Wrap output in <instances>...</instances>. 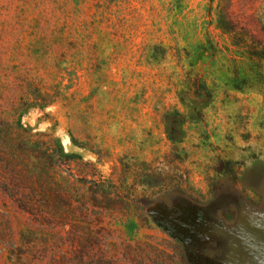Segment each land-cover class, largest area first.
<instances>
[{
	"label": "rangeland",
	"instance_id": "1",
	"mask_svg": "<svg viewBox=\"0 0 264 264\" xmlns=\"http://www.w3.org/2000/svg\"><path fill=\"white\" fill-rule=\"evenodd\" d=\"M0 264H264V0H0Z\"/></svg>",
	"mask_w": 264,
	"mask_h": 264
},
{
	"label": "trees",
	"instance_id": "2",
	"mask_svg": "<svg viewBox=\"0 0 264 264\" xmlns=\"http://www.w3.org/2000/svg\"><path fill=\"white\" fill-rule=\"evenodd\" d=\"M26 103L29 109H38L42 111L43 109L55 104L56 100H54L52 96L46 95V96H37L34 98H30V99L27 98ZM27 163H28V159L22 158L21 163L19 159H16V160L14 159L12 160L11 165L12 166L18 165L19 168H21V170L23 171V170H27L26 166H24V165H27ZM12 201L14 204L19 205L17 207L22 211H27L30 208V204L28 202H18L19 200H16L15 198H13Z\"/></svg>",
	"mask_w": 264,
	"mask_h": 264
}]
</instances>
